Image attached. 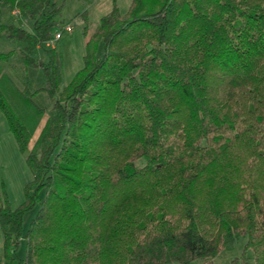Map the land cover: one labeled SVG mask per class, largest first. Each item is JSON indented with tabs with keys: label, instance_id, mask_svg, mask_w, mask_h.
Returning <instances> with one entry per match:
<instances>
[{
	"label": "trees",
	"instance_id": "trees-1",
	"mask_svg": "<svg viewBox=\"0 0 264 264\" xmlns=\"http://www.w3.org/2000/svg\"><path fill=\"white\" fill-rule=\"evenodd\" d=\"M0 6L29 23L0 35L44 78L18 88L0 52V111L32 172L16 208L0 188L3 264H213L239 236L229 264H264V0L112 1L62 88L45 46L62 5Z\"/></svg>",
	"mask_w": 264,
	"mask_h": 264
},
{
	"label": "rangeland",
	"instance_id": "rangeland-1",
	"mask_svg": "<svg viewBox=\"0 0 264 264\" xmlns=\"http://www.w3.org/2000/svg\"><path fill=\"white\" fill-rule=\"evenodd\" d=\"M57 5L61 6V12L57 16L56 21L58 26L55 27L54 33L61 30L62 26L69 24L71 30L69 32L64 31L59 41L55 42L54 47L61 54V66L62 74L59 87L62 88L68 84L76 71L79 70L82 65V56L84 53V43L86 38L95 30L98 22L99 10L103 6L102 3L115 1L121 11H125L130 3V0H54ZM101 5V6H100ZM111 10V9H110ZM0 23H14L23 26L26 29L30 28L29 23L22 17H16L14 11H8L6 8L0 6ZM24 43L19 40H10L0 35V52H8L13 50L14 53L9 58L1 63L2 73L9 76L18 88H24L25 86L29 91H34L44 84V78L42 69L40 66H25L21 58V50ZM36 58L45 60V54L43 49H38L33 55ZM36 103L46 107L45 117L49 116L52 112L50 110V102L43 92H38L34 97ZM44 118L40 121V125L43 123ZM6 127V126H5ZM0 125V132H1ZM7 130V129H6ZM37 129L32 142L34 141ZM0 153V177H3L7 183V192L3 193L6 196L8 204L11 209L19 206L24 200L23 184L32 179V172L28 168L25 162L23 154H17L18 158L14 155L15 149L9 147L6 144L5 152L4 147H1ZM20 155V157H19ZM20 159V160H19ZM3 166V168H2ZM3 170L6 173H3ZM5 175H9V180L6 181ZM15 181L16 183H14ZM18 181H21V187L18 186ZM42 196V192L39 193ZM38 204L27 211L23 215V232L29 226L30 220L36 214L38 210ZM245 238L242 236L234 238L233 244L220 251L214 258L213 264H229V262L239 257L243 250V244ZM25 254V241L23 238L19 240V246L17 249V255L23 257ZM250 255V251L246 252ZM191 264H201L199 261H193Z\"/></svg>",
	"mask_w": 264,
	"mask_h": 264
},
{
	"label": "crops",
	"instance_id": "crops-1",
	"mask_svg": "<svg viewBox=\"0 0 264 264\" xmlns=\"http://www.w3.org/2000/svg\"><path fill=\"white\" fill-rule=\"evenodd\" d=\"M102 4H103V6L99 10V15L100 16L98 18H100L101 16L107 14L110 11L112 2H110V3L106 2V3H102ZM0 125H1V129H2L1 132H0V148L4 147V152H5L6 144H8L10 149L11 148L15 149L14 155L16 156V158H18L17 154L21 155V152L18 150L15 138L13 137L12 133L9 131L6 118H5V116L3 115V113L1 111H0ZM0 151H1V149H0ZM20 155H19V157H20ZM2 168H3V166H2ZM3 173L5 174L6 171L3 170ZM5 177H6V181H8L9 180V175H7V176L5 175ZM13 182L16 183L15 181H13ZM0 183H1L0 184L1 185L0 186L1 191H2V193H5V191L7 190V183L5 182L3 177H0ZM26 183L23 184V187H24V185ZM17 184H18V186L20 188L21 187V181H18ZM0 264H3V233H2L1 227H0Z\"/></svg>",
	"mask_w": 264,
	"mask_h": 264
},
{
	"label": "built area",
	"instance_id": "built-area-1",
	"mask_svg": "<svg viewBox=\"0 0 264 264\" xmlns=\"http://www.w3.org/2000/svg\"><path fill=\"white\" fill-rule=\"evenodd\" d=\"M14 13L17 15L18 11L15 10ZM70 30H71V25H69V24L64 25L62 30L55 32L52 39L45 43V46L53 47L55 45V42L61 38L62 32L63 31L69 32Z\"/></svg>",
	"mask_w": 264,
	"mask_h": 264
}]
</instances>
